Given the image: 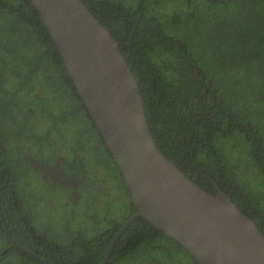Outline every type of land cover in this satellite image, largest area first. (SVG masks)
<instances>
[{
  "label": "trees",
  "instance_id": "16d2710c",
  "mask_svg": "<svg viewBox=\"0 0 264 264\" xmlns=\"http://www.w3.org/2000/svg\"><path fill=\"white\" fill-rule=\"evenodd\" d=\"M82 1L120 43L159 149L202 189L216 194V183L264 234V0ZM53 57L58 63L48 60ZM65 67L30 0H0V141L6 154L5 162L0 149V210L11 235L31 253L57 264H100L137 210ZM24 142L35 155H68L66 175H85L87 167L92 177L80 206L59 199L65 217L81 213L73 226L78 236L55 240L45 251L32 232H12L39 228L37 190L29 194L21 186L24 179L39 181L30 174ZM6 164L11 183L5 186ZM101 180L112 188L116 182L121 193L106 196ZM0 264H41L12 246L1 220ZM107 264L199 263L139 219L116 241Z\"/></svg>",
  "mask_w": 264,
  "mask_h": 264
},
{
  "label": "water",
  "instance_id": "95a60500",
  "mask_svg": "<svg viewBox=\"0 0 264 264\" xmlns=\"http://www.w3.org/2000/svg\"><path fill=\"white\" fill-rule=\"evenodd\" d=\"M30 2L137 210L107 246L101 264H107L123 231L139 219L177 241L199 264H264V234L256 223L221 189L212 194L195 184L159 149L141 87L120 43L89 6L82 0Z\"/></svg>",
  "mask_w": 264,
  "mask_h": 264
},
{
  "label": "flooded vegetation",
  "instance_id": "af4514ba",
  "mask_svg": "<svg viewBox=\"0 0 264 264\" xmlns=\"http://www.w3.org/2000/svg\"><path fill=\"white\" fill-rule=\"evenodd\" d=\"M55 49H56V45H55ZM48 60H50V62H54V60L56 61V58L53 57ZM56 63H58V61H56ZM41 64H42V61H41ZM214 105L215 104L212 103L210 105V108L212 109ZM219 109L216 112H218ZM31 116L36 119H39L40 125L47 126V123L44 121L43 118L39 117L38 113H31ZM243 123H246L249 126L248 122H246L245 120ZM69 127L70 128L75 127L74 122ZM24 133L25 132H22L19 134H24ZM7 137L11 141L12 138L14 137V131L10 130L7 134ZM22 147H24L27 151L26 158L28 162L30 163L29 165L30 168L32 169V172L30 174L32 176L36 175L35 180L39 179V181H26L24 179V182H22L21 184V186H25L24 190H26L29 194L32 193L33 189L37 190V193L39 195V206H40L39 212H38L39 213V228H33L31 230H26V229L20 230L15 227L14 229H12V232L18 237L20 236V234L27 235V237H30V234H26V233L32 232L33 235L31 236L33 237V241L39 242V246L41 250L45 251L47 247H51V244L55 240H58L61 238L64 239L65 237L74 239L76 236H78L79 231L75 230L73 226H78L81 220V217H82L81 213H79L78 217L73 218V219L65 217L62 214V209L58 205V200L60 199L61 196H63L67 199L69 205L77 204L78 206H80L81 204L80 196H81V193L84 191V188H85L84 185H86V181L88 180L92 181V177L90 176L89 171L87 170V167H85V169L83 170L85 175L77 171L74 173L73 175L74 177H70L69 175H66L67 170H66L65 160H69L68 155L65 156V154H60L57 157L48 158V156L39 155L37 153L35 155V152L30 149L28 142H24ZM64 147L67 148L66 145H64ZM0 149L2 151V156L5 157L6 156L5 148L3 144L1 143V141H0ZM5 162H6V157H5ZM86 164L89 166V169L91 170L93 166L90 164V162L87 161ZM192 164L195 167H197V163L191 162V165ZM71 166L72 165H70V167ZM95 171H97V173H101L100 168ZM5 172H6V182H5V186H6L11 183L10 182L11 180L10 169H9L8 164L5 165ZM12 184L14 185V181L12 182ZM109 186L111 185L105 180H101L99 182V187L102 188L101 190L105 191L106 196H109V194L111 195V193H109L111 190L113 192V196L115 195L117 196L119 193H121L120 191L117 190L118 185L116 182L113 183V188ZM214 186H216V190H218L217 188L219 187H217L216 183H214ZM1 189L2 188H0V190ZM100 201L101 200H98L99 203ZM98 205H99L98 208H100L101 205L100 204ZM0 220H1V223L3 224V228L5 230V236L7 237V240H9L12 246H14L17 250L29 255V252L31 253V251L22 247L19 244V241L11 235L9 227L6 224L7 219L3 216V213L1 212V210H0ZM43 220L47 221L48 224L44 225ZM52 220H55L56 223H53V224L49 223ZM38 239L39 241H37ZM64 247L62 246L61 248H64ZM22 248L27 251L24 252ZM32 254L36 255L38 258H40V260L35 259L34 257H32V255H29V256H31L33 259L40 262L41 264H44L42 261L46 263H50V264H57L50 260L47 261L39 257L35 253H32ZM58 255L60 256L61 254H58Z\"/></svg>",
  "mask_w": 264,
  "mask_h": 264
},
{
  "label": "rangeland",
  "instance_id": "374dc122",
  "mask_svg": "<svg viewBox=\"0 0 264 264\" xmlns=\"http://www.w3.org/2000/svg\"><path fill=\"white\" fill-rule=\"evenodd\" d=\"M56 198H57V197H56ZM59 204H61L60 200H58V205H59ZM43 222H44V225L48 224V222L45 221V220H43ZM49 223L53 224V223H56V222H55V220H52V221L49 222Z\"/></svg>",
  "mask_w": 264,
  "mask_h": 264
}]
</instances>
